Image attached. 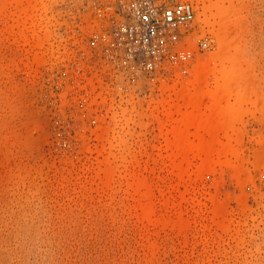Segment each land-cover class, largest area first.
Instances as JSON below:
<instances>
[{
	"label": "rangeland",
	"instance_id": "374dc122",
	"mask_svg": "<svg viewBox=\"0 0 264 264\" xmlns=\"http://www.w3.org/2000/svg\"><path fill=\"white\" fill-rule=\"evenodd\" d=\"M120 1L0 0V264H264V0H191L215 46L147 94L84 53Z\"/></svg>",
	"mask_w": 264,
	"mask_h": 264
},
{
	"label": "built area",
	"instance_id": "2783aa9c",
	"mask_svg": "<svg viewBox=\"0 0 264 264\" xmlns=\"http://www.w3.org/2000/svg\"><path fill=\"white\" fill-rule=\"evenodd\" d=\"M107 9V24L87 35L84 53L135 92L187 76L215 46L191 0H121Z\"/></svg>",
	"mask_w": 264,
	"mask_h": 264
},
{
	"label": "clouds",
	"instance_id": "9594fccd",
	"mask_svg": "<svg viewBox=\"0 0 264 264\" xmlns=\"http://www.w3.org/2000/svg\"><path fill=\"white\" fill-rule=\"evenodd\" d=\"M29 259L36 261V264H49V262L54 259V248L52 244H42L36 247L32 250Z\"/></svg>",
	"mask_w": 264,
	"mask_h": 264
},
{
	"label": "bare ground",
	"instance_id": "6f19581e",
	"mask_svg": "<svg viewBox=\"0 0 264 264\" xmlns=\"http://www.w3.org/2000/svg\"><path fill=\"white\" fill-rule=\"evenodd\" d=\"M224 44L225 43H222L221 44V46H220V49H222L223 47H224ZM212 56V55H211ZM210 56V57H211ZM214 57V56H213ZM212 57V58H213ZM208 66H209V64H208ZM209 68V67H208ZM206 72H207V65H206V68H205V70L201 73V74H199V75H196V79H200V78H202V77H204L205 76V74H206ZM194 99L192 100V105H193V108L195 107V108H197V106H198V103L199 102H197L198 101V99H199V101H200V97H193ZM197 98V99H196ZM196 99V100H195ZM199 112L197 111V109H196V111H192L191 113H189V114H186L185 115V117H186V119H188V121L190 122V121H194V120H197L198 118H199Z\"/></svg>",
	"mask_w": 264,
	"mask_h": 264
}]
</instances>
